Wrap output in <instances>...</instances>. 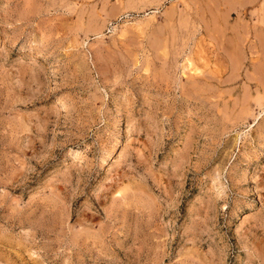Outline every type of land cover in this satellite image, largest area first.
Returning <instances> with one entry per match:
<instances>
[{"label":"rangeland","instance_id":"1","mask_svg":"<svg viewBox=\"0 0 264 264\" xmlns=\"http://www.w3.org/2000/svg\"><path fill=\"white\" fill-rule=\"evenodd\" d=\"M0 264H264V0H0Z\"/></svg>","mask_w":264,"mask_h":264},{"label":"bare ground","instance_id":"2","mask_svg":"<svg viewBox=\"0 0 264 264\" xmlns=\"http://www.w3.org/2000/svg\"><path fill=\"white\" fill-rule=\"evenodd\" d=\"M234 10V9H233ZM217 20V19H216ZM233 60V59H232Z\"/></svg>","mask_w":264,"mask_h":264}]
</instances>
